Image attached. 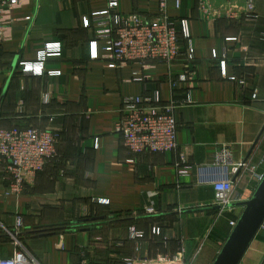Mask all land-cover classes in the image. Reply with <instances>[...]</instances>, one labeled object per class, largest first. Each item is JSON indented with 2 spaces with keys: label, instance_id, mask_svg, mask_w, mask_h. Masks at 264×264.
Wrapping results in <instances>:
<instances>
[{
  "label": "crops",
  "instance_id": "0c3cea01",
  "mask_svg": "<svg viewBox=\"0 0 264 264\" xmlns=\"http://www.w3.org/2000/svg\"><path fill=\"white\" fill-rule=\"evenodd\" d=\"M250 1L255 17L246 15ZM118 2L119 12L152 20L161 1ZM108 5L109 0H22L8 19H0V129L37 125L63 138L57 160L20 194L7 193L9 177L0 163V258L13 255L8 231L22 216L25 229L18 239L40 264H78L84 256L92 264H122L120 256L134 254V241H126L129 252L111 243L122 242L129 229L111 228L106 238L89 227L68 230L76 225L75 209L86 202L93 218H101L90 224L106 217L146 218L149 236L159 225L175 241L171 252L183 244L189 264H212L243 211L239 204L252 197L264 175V0H168L172 19L190 21L195 60L146 69L140 63L111 67L102 58L103 41L99 58H91L92 14ZM49 43H60L61 55L47 58L42 75L24 72L20 63L37 61ZM187 67L195 78L174 84ZM155 90L176 106L177 147L136 155L115 130L123 98ZM47 93L50 104L44 102ZM223 148L230 153L220 161ZM227 177L234 181L232 205L221 209L214 183ZM150 206L155 213L147 214ZM67 222L71 226H56ZM148 250L144 244L143 253ZM241 264H264V224Z\"/></svg>",
  "mask_w": 264,
  "mask_h": 264
},
{
  "label": "built area",
  "instance_id": "2783aa9c",
  "mask_svg": "<svg viewBox=\"0 0 264 264\" xmlns=\"http://www.w3.org/2000/svg\"><path fill=\"white\" fill-rule=\"evenodd\" d=\"M21 1L0 0V19H8L10 11L18 7ZM160 1L159 14L152 20H146L135 12H119L118 0H109L107 9L93 13L96 37L90 44L91 58H99L98 45L99 41H103L105 45L102 58L109 60L111 67L140 63L146 69L158 63L172 65L181 60L193 62L195 47L190 21L185 17L172 19L168 14V0ZM254 10V4L250 1L246 15L255 17ZM2 29L4 30V27ZM61 50L60 43H49L39 51L37 61H24L20 65L24 72L31 71L35 75H42L47 58L61 55ZM213 57L218 58L217 51L213 52ZM220 66L223 74L226 75L224 60L220 62ZM48 74L56 76L61 72L49 71ZM195 75V71L187 67L186 71L179 75L178 80L174 81V84L193 80ZM231 79L235 80L236 77ZM253 97L256 98L257 95L254 94ZM44 102L51 103L49 93L45 94ZM186 102H190V95L187 96ZM175 108L174 102L164 101L159 90H155L151 95L125 96L122 115L115 127L116 133L121 135L125 145L136 155L147 151L173 150L177 147L179 127ZM54 118L52 117L51 120ZM60 140L61 133L58 130L32 125L0 129V163L3 165L2 173L9 177L7 193L20 194L27 186H33L38 174L44 171L50 161L58 157ZM229 153V149L223 148L218 155V160H224ZM129 161H134V159H129ZM180 173L185 174L187 170L182 169ZM214 188L217 205L221 209L230 207L234 190L233 179L222 178L214 183ZM146 212L153 214L156 211L150 206L146 207ZM232 225L235 226L236 222L233 221ZM24 226L23 217L18 216L14 229L8 231L14 238V253L11 257L0 258V264H40L18 239L25 229ZM150 237L159 238L163 246L170 249L171 241L164 234L161 226H152ZM129 238L135 243V252L124 259V264H189L183 244L175 253L167 250V252L160 251L152 255L143 253L145 241L143 231L131 227ZM78 264H92V262L84 256Z\"/></svg>",
  "mask_w": 264,
  "mask_h": 264
},
{
  "label": "water",
  "instance_id": "95a60500",
  "mask_svg": "<svg viewBox=\"0 0 264 264\" xmlns=\"http://www.w3.org/2000/svg\"><path fill=\"white\" fill-rule=\"evenodd\" d=\"M239 205L243 207V211L212 264H241L250 245L264 224V175L252 197ZM68 225H70V222L59 223L56 226ZM50 227L52 226L42 228ZM49 234V232H42V235Z\"/></svg>",
  "mask_w": 264,
  "mask_h": 264
},
{
  "label": "rangeland",
  "instance_id": "374dc122",
  "mask_svg": "<svg viewBox=\"0 0 264 264\" xmlns=\"http://www.w3.org/2000/svg\"><path fill=\"white\" fill-rule=\"evenodd\" d=\"M32 126H37V125H32ZM88 204L89 203H86L85 202V207H83L82 205H79V209H75L76 213H74L73 215V225H76L75 226H72L71 228H68V230L70 229H79V228H92L95 232H97L98 234H101L103 237L107 236V233H109V231H111V228H114L113 231H116V227L118 228H122V227H125L126 229H130L131 227H135V228H139L138 230L140 231H143L145 233V241H144V244L147 248H150V251H161L162 249H168L167 247L163 246L164 244L161 242V240L159 238H153V237H150L148 235V232L147 230H149V224H150V221H148V219L146 218H137L135 220H125V221H113L111 217H106L104 219H108V221H105V222H99V223H94V224H90V221H94V220H97L99 221V219L101 218H98V219H94L93 217L95 216L94 214H92L91 212V208L88 207ZM83 207V208H82ZM89 208V209H88ZM116 223V224H115ZM72 224V223H71ZM100 225H102L101 227H99ZM71 226V225H70ZM97 229H99V231H96ZM106 238V237H105ZM130 240L129 238V232H128V236L124 238V240L121 242L120 241H113L112 244V247L111 248H123L125 251L128 249L125 244H126V241ZM132 241V240H130ZM122 243V244H120ZM114 244V246H113ZM120 244V245H119ZM144 244H143V247H144ZM135 245V243H134ZM171 247H176V243L175 241L170 243ZM170 250V249H168ZM149 251V250H148ZM149 251V252H150ZM128 252H129V249H128ZM148 252V253H149ZM126 257H129V256H125V257H121V262L122 264H124V259ZM192 264H200L198 260H194Z\"/></svg>",
  "mask_w": 264,
  "mask_h": 264
},
{
  "label": "trees",
  "instance_id": "16d2710c",
  "mask_svg": "<svg viewBox=\"0 0 264 264\" xmlns=\"http://www.w3.org/2000/svg\"><path fill=\"white\" fill-rule=\"evenodd\" d=\"M62 140H63V138H62V135H61V140H60L59 144L61 143ZM59 144H58V145H59ZM58 157H59V153H58ZM58 157H57V158H58ZM57 158H56L55 160H57ZM76 224H77V223H76ZM76 226H77V225H76ZM64 227H66V226H64Z\"/></svg>",
  "mask_w": 264,
  "mask_h": 264
}]
</instances>
